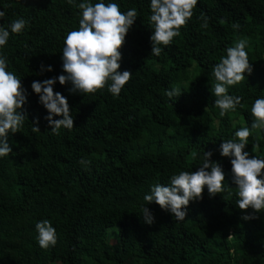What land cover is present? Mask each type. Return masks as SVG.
<instances>
[{"label":"trees","instance_id":"1","mask_svg":"<svg viewBox=\"0 0 264 264\" xmlns=\"http://www.w3.org/2000/svg\"><path fill=\"white\" fill-rule=\"evenodd\" d=\"M83 2L137 10L118 69L132 75L118 97L108 91L110 80L87 95L70 93L71 84L57 80L53 90L67 98L74 119L72 130L61 128L57 135L31 85L65 74L64 40L78 30L77 5ZM150 3L0 0L6 13L0 26L18 18L28 22L0 47L6 70L27 92V118L9 133L12 153L0 157V264H264V211L242 219L253 210L238 208L231 158L220 155L223 141L251 128V107L264 98V0H198L192 18L170 45H161L158 57L151 55ZM241 39L253 71L228 87L243 106L221 117L213 67ZM41 64L45 70L38 75ZM174 88L181 95L170 99L166 91ZM37 120L40 131L33 132ZM244 150L264 159V130H252ZM207 151L224 170L222 193L210 197L205 186L182 221L154 202L146 205L152 186H167L181 171L195 172ZM145 205L155 218L151 225L141 217ZM42 220L56 229L57 244L48 249L37 240L35 225Z\"/></svg>","mask_w":264,"mask_h":264},{"label":"clouds","instance_id":"2","mask_svg":"<svg viewBox=\"0 0 264 264\" xmlns=\"http://www.w3.org/2000/svg\"><path fill=\"white\" fill-rule=\"evenodd\" d=\"M69 4L73 0H68ZM198 0H151V15L149 22L153 25L150 36L151 55L160 56L162 47L172 43L174 37L180 35V29L186 26L193 16V9ZM77 7L82 10L78 30L67 33L62 51L63 73L58 77L33 81L31 88L39 97V103L47 109L45 119L53 134H59L60 129L72 130L74 119L71 115L67 98L53 88L58 80L61 85L70 83V93L82 95L95 94L105 88L108 81V91L118 97L122 88L130 80L132 73L125 70L118 71L122 59L121 47L125 43L126 35L133 26L138 13L135 8L126 13L120 11L117 3H96L95 5L83 2ZM6 13L0 11V19ZM202 27H207V18ZM27 21L23 18L13 20L7 27L0 26V47L7 44L10 34H20L25 29ZM238 29L240 25L234 24ZM10 29V31H9ZM246 41L241 39L234 47L226 50V56L213 67L215 83L213 85L215 106L220 109L219 115L235 112L238 105L241 107L242 97L228 94V87L236 85L245 79L244 73L251 75L253 67L246 52ZM7 59L0 55V157L12 153L9 145V133H16L23 126L27 116L23 106L27 103V92L23 88L21 79L13 72L7 71ZM41 74L45 68L40 66ZM48 66L47 71H52ZM171 99L181 95L179 89L166 91ZM254 121L251 128L242 127L234 134L235 138L223 141L220 144V155L230 157L232 182L238 189L237 206L241 210L252 209V214L244 215L242 219L258 218L256 213L264 211V159L251 156L245 147L252 130H264V98H257L251 107ZM60 116L61 119H54ZM38 120L33 125V132L40 131ZM255 147V146H254ZM211 151L204 154L202 166L195 172L181 171L170 178L169 184L152 186L150 194H145L146 205L153 202L164 211H168L178 221L187 216V206L190 201L203 198L205 186L210 197L224 191L223 181L225 173L219 162L210 158ZM195 158V157H194ZM81 164L85 161L82 159ZM146 205L142 209V218L145 223H154V215ZM38 233V244L43 249L54 247L57 244L56 229L50 221L42 220L35 225Z\"/></svg>","mask_w":264,"mask_h":264},{"label":"rangeland","instance_id":"3","mask_svg":"<svg viewBox=\"0 0 264 264\" xmlns=\"http://www.w3.org/2000/svg\"><path fill=\"white\" fill-rule=\"evenodd\" d=\"M110 231H114V229H111ZM109 241L110 242H114V235L113 232H111L110 236H109Z\"/></svg>","mask_w":264,"mask_h":264}]
</instances>
